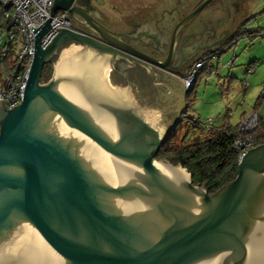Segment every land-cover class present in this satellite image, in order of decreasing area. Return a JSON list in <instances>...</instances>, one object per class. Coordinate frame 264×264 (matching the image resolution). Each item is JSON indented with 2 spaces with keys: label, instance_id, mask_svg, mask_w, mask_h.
<instances>
[{
  "label": "water",
  "instance_id": "95a60500",
  "mask_svg": "<svg viewBox=\"0 0 264 264\" xmlns=\"http://www.w3.org/2000/svg\"><path fill=\"white\" fill-rule=\"evenodd\" d=\"M211 1L175 24L158 62L102 27L90 0H52L20 103L0 99V264H264V142L213 194L154 159L184 107L166 74L173 42ZM58 12L72 30L42 46Z\"/></svg>",
  "mask_w": 264,
  "mask_h": 264
},
{
  "label": "rangeland",
  "instance_id": "374dc122",
  "mask_svg": "<svg viewBox=\"0 0 264 264\" xmlns=\"http://www.w3.org/2000/svg\"><path fill=\"white\" fill-rule=\"evenodd\" d=\"M195 2L197 0H90L97 8L99 24L111 32L128 29L139 14L160 15L173 8H178L176 15L184 14ZM245 19L249 20L246 29L260 31L263 36L234 39L219 56L208 60L206 68L198 72L189 89L182 80L183 112L188 104L187 113L182 115L178 128L170 133L173 135H170V142L183 139L186 142L202 133L207 121L218 124L224 114L228 115L233 127L252 113L264 119V98L260 96L264 92V0H212L187 28L207 21L217 31L222 28L232 32ZM39 84L42 85L40 78ZM190 89L191 92L186 93Z\"/></svg>",
  "mask_w": 264,
  "mask_h": 264
},
{
  "label": "trees",
  "instance_id": "16d2710c",
  "mask_svg": "<svg viewBox=\"0 0 264 264\" xmlns=\"http://www.w3.org/2000/svg\"><path fill=\"white\" fill-rule=\"evenodd\" d=\"M249 20L243 21L238 31L231 36V40L241 36L254 38L263 36L260 31H251L245 29ZM8 27V22L4 19V11L0 8V30H5ZM229 42L225 43L228 44ZM6 56H0V79L5 76L8 69L13 65V52L8 50ZM208 61L200 69L204 70ZM198 71V72H200ZM196 72V75H198ZM52 74V64L43 65L40 72V81L45 84L49 81ZM192 89V88H191ZM186 91V93L191 92ZM261 98L264 96L261 94ZM186 98V95H185ZM187 101V99H186ZM184 110V113H187ZM227 114L220 118L219 123L206 126L205 130L200 134L194 135L186 142L183 139L181 142H170V133L165 137L160 145L157 153L154 156L156 160H166L172 165H179L189 175L192 185L205 186L207 194H213L222 186L233 180L237 164L235 156L231 149V143L235 138H241L238 130V124L231 126ZM190 125H194L190 122ZM256 145L264 142V119L257 117V123L253 131ZM255 145V146H256Z\"/></svg>",
  "mask_w": 264,
  "mask_h": 264
},
{
  "label": "built area",
  "instance_id": "2783aa9c",
  "mask_svg": "<svg viewBox=\"0 0 264 264\" xmlns=\"http://www.w3.org/2000/svg\"><path fill=\"white\" fill-rule=\"evenodd\" d=\"M52 0H0V8L4 11V19L8 22L5 30H0V56H6L8 50L13 52V65L0 79V99L6 110L18 105L22 99L27 70L33 55V36L30 33L36 30L43 22L49 19ZM66 14L58 12L49 22V31L41 38V45H46L56 33V29L72 30L66 21ZM200 63L192 67V71L183 79L189 89L193 82L195 70L201 68ZM264 96V92H262ZM257 115L252 113L247 118H242L237 130L243 135L233 139L231 149L238 164L244 154L255 147L254 129ZM211 125V121H207Z\"/></svg>",
  "mask_w": 264,
  "mask_h": 264
},
{
  "label": "flooded vegetation",
  "instance_id": "af4514ba",
  "mask_svg": "<svg viewBox=\"0 0 264 264\" xmlns=\"http://www.w3.org/2000/svg\"><path fill=\"white\" fill-rule=\"evenodd\" d=\"M199 1L201 0H197V2H195L188 10H186L184 14L176 15V11L178 10V8H173L172 11L166 9L165 13L164 11H162L163 13L160 15L159 13L153 16H151L150 14H145L143 18L144 20L141 24H146L151 28V31L154 33L152 38L153 40L151 38L148 39L138 36L134 27V23H131L129 25V28L126 30L119 29L114 30V32L124 33L128 36L129 39H122L123 43L127 46L158 62H161L165 59L169 51L171 34L175 24L184 15H186L189 10H191V8L195 7L199 3ZM93 7L95 8V6ZM233 9L235 12L238 11L237 7H233ZM95 10L96 14L94 13V15L97 16L98 19H100L97 8H95ZM192 21L193 19L177 34L171 50V55L173 57V63L171 65L176 68L177 71L174 75L170 73H168V75L174 76V78L177 79H181V81L185 79L188 74H190L193 65H195L196 63H200L202 65V68L204 66V63L210 60L213 56H219L224 51L225 47L232 41H234V39L231 40V36L238 31V28L245 20L240 21L238 26L232 32L226 31L227 29L222 28H219L220 31H217L211 26V23L207 21H199L192 27L187 28ZM97 22L99 23L98 20ZM77 29L80 32H84V29L81 27H78ZM183 37H185V39L182 41ZM227 42L229 43L225 45V43ZM214 48H216L215 52L211 53L210 51ZM141 63L164 72L155 65H151L142 61ZM201 68L195 70L193 79L196 75V72H198ZM182 115H184V112H179V114L171 124L166 136L169 135V133L172 134V132L178 128L179 124L182 122L181 119H183Z\"/></svg>",
  "mask_w": 264,
  "mask_h": 264
},
{
  "label": "crops",
  "instance_id": "0c3cea01",
  "mask_svg": "<svg viewBox=\"0 0 264 264\" xmlns=\"http://www.w3.org/2000/svg\"><path fill=\"white\" fill-rule=\"evenodd\" d=\"M140 15L141 14H139L138 17H136L135 19L132 20V22L135 24V26L134 25L133 26L136 29L137 35L142 37V38H148V39L153 38L154 33L151 31V28L146 24H144V25L141 24L142 21L144 20L143 18H144L145 14H143L141 16ZM179 80L181 81V79H179ZM181 83H182V81H181Z\"/></svg>",
  "mask_w": 264,
  "mask_h": 264
},
{
  "label": "bare ground",
  "instance_id": "6f19581e",
  "mask_svg": "<svg viewBox=\"0 0 264 264\" xmlns=\"http://www.w3.org/2000/svg\"><path fill=\"white\" fill-rule=\"evenodd\" d=\"M200 71V70H199ZM185 173V172H184ZM186 174V173H185Z\"/></svg>",
  "mask_w": 264,
  "mask_h": 264
}]
</instances>
